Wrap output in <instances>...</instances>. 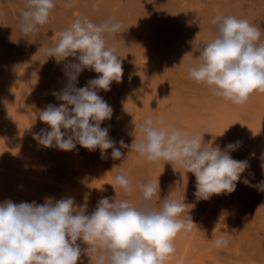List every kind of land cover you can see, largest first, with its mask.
<instances>
[{"label":"rangeland","instance_id":"1","mask_svg":"<svg viewBox=\"0 0 264 264\" xmlns=\"http://www.w3.org/2000/svg\"><path fill=\"white\" fill-rule=\"evenodd\" d=\"M2 1L0 202L43 204L46 198L71 197L77 206L86 203L91 213L101 198H121L114 177L123 170L133 184L132 204L142 200L136 185L148 181L159 180L160 184L153 207H158L160 199L185 196V215L190 212L195 224L191 231L175 237V253L167 264H264V93H253L247 103L236 105L214 96L188 73L189 67L199 64L202 46L215 38L212 21L216 17L249 20L261 27L264 42V0H136L140 8L133 0H119L118 4L115 0H72V7L66 6L68 0H60L61 5L56 0L48 22L29 36L17 27L25 0H4L6 6ZM78 17L96 24L112 20L124 26L123 33L105 37L109 46L117 47L123 67L122 82H113L110 91L98 93L113 108L111 120L101 125L109 128L110 138L123 139L130 146L142 138L140 125L151 117L188 134L204 133L209 147L223 150L239 141L238 150L230 154L247 160L249 168L232 194L198 201L193 195L196 181L192 173L186 174L178 166L173 169L165 161L148 162L130 147L122 148L123 157L113 160L111 149L102 159L98 149L90 152L77 145V150L61 151L44 148L33 139V133L48 127L39 120V111L49 104L58 106L61 102L52 91L67 83L62 71L66 61L48 59L40 50L53 46L59 33ZM98 75L85 69L76 86L83 87ZM244 179L250 183L245 185ZM220 238L229 241L227 247H215ZM81 259L88 264L87 257Z\"/></svg>","mask_w":264,"mask_h":264},{"label":"clouds","instance_id":"2","mask_svg":"<svg viewBox=\"0 0 264 264\" xmlns=\"http://www.w3.org/2000/svg\"><path fill=\"white\" fill-rule=\"evenodd\" d=\"M66 6L72 7V0ZM55 7L56 0H25L19 31L24 36L37 33ZM212 24L216 36L202 46L199 64L189 67V77L208 86L214 96L244 105L253 93H264L261 27L230 15L216 17ZM123 27L112 20L96 24L78 17L59 33L53 46L40 50L48 59L66 61L62 71L67 83L52 91L61 103L39 111V120L48 127L33 133V139L44 148L61 151L77 150V145L90 152L98 149L102 159L111 149L113 160L121 159V149L130 147L148 162L165 161L173 169L178 166L186 174L192 173L196 181L193 195L198 201L232 194L249 168L247 160L230 154L238 150L239 141L223 150L209 147L204 133L188 134L149 117L140 125L142 138L129 146L123 139H111L109 128L101 127L111 120L113 108L99 90L110 91L113 82L123 79L117 47L109 46L105 37L123 33ZM85 69L99 75L77 87L78 76ZM242 182L250 183L247 179ZM114 185L121 189V198L103 197L91 213L86 203L77 206L71 197L46 198L43 204L11 199L0 202V264H84L82 257H87L88 264H167L175 253V237L191 231L195 224L190 212L185 215V196L160 199L158 207H153L160 184L159 180L148 181L136 185L142 196L136 205L129 202L133 184L123 170L114 177ZM228 243L220 238L215 247H227Z\"/></svg>","mask_w":264,"mask_h":264},{"label":"bare ground","instance_id":"3","mask_svg":"<svg viewBox=\"0 0 264 264\" xmlns=\"http://www.w3.org/2000/svg\"><path fill=\"white\" fill-rule=\"evenodd\" d=\"M5 1H9V0H5ZM57 1H58V0H57ZM100 1H101V0H100ZM113 1H114V0H113ZM123 1H125V0H123ZM123 1H122V2H123ZM127 1H128V0H127ZM131 1H132V0H131ZM131 1H128V2L130 3ZM133 1H136V0H133ZM181 1H183V0H181ZM190 1H191V0H190ZM192 1H193V0H192ZM195 1H196V0H194L193 2H195ZM200 1L202 2V0H200ZM208 1H209V0H208ZM227 1H228V0H227ZM227 1H226V2H227ZM10 2H11V1H10ZM101 2H103V1H101ZM117 2H119V0H118V1L115 0L114 3L118 4ZM125 2H126V1H125ZM140 2H141V1H139V3H140ZM193 2H192V4H193ZM197 2L200 3L199 0H198ZM197 2H196V5H197ZM210 2H211V1H210ZM219 2H222V0H221V1L219 0ZM238 2L240 3V1H238ZM2 3H4L5 6L7 5V4L4 2V0L2 1ZM8 3H9V2H8ZM108 3H109V2H108ZM133 3H134V2H133ZM133 3H132V4H133ZM135 3H137V6H139V8H140V4H141V3H140L139 5H138V2H137V1H136ZM190 3H191V2H190ZM61 4H62V3H61V1L59 0V4H58V5H61ZM122 4H124V2H123ZM0 5H3V4H0ZM135 5H136V4H135ZM194 5H195V4H194ZM113 6H114V5L112 4V8H113ZM137 6H136V7H137ZM7 7H8V6H7ZM11 7H12V5H11ZM13 7H14V6H13ZM56 7H57V4H56ZM58 7H59V6H58ZM14 8H15V7H14ZM190 8H191V6H190ZM1 9H3V7H2ZM4 9H6V8L4 7ZM10 10L13 11L11 8H10V9L8 8V12H11ZM198 10H199V9H198ZM198 10H197V11H198ZM14 11H15V9H14ZM140 11H141V10H140ZM194 11H196V10H194ZM197 11H196V12H197ZM6 12H7V10H6ZM17 12H18V11H17ZM19 12H20V11H19ZM136 12H137V11H136ZM191 12L194 13L192 9H191ZM198 13H199V12H198ZM198 13H196V14H198ZM56 14H57V13H56ZM125 14H126V13H125ZM129 14H130V13H129ZM16 15H17L16 12H15L13 15L11 14V16H16ZM1 16L4 17V15H1ZM18 16H19V14H18ZM126 16H127V15H126ZM130 53H131V52H130ZM177 53H178V52H177ZM179 54H180V53H179ZM179 54H178V56H179ZM182 54H183V53H182ZM124 55H125V54H124ZM124 55H121V56H124ZM174 55H176V54H173V56H174ZM187 55H188V54H187ZM185 56H186V55H185ZM124 57H125V56H124ZM127 57H128V56H127ZM174 57H175V56H174ZM176 57H177V56H176ZM183 57H184V56H183ZM188 59H189V58H188ZM128 71H129V70H128ZM132 74H133V73H132ZM129 76H130V75H129ZM132 76H134V75H132Z\"/></svg>","mask_w":264,"mask_h":264}]
</instances>
